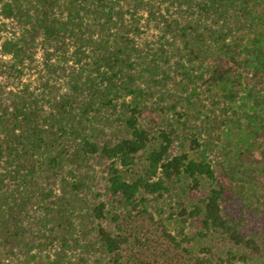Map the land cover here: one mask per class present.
I'll use <instances>...</instances> for the list:
<instances>
[{
    "label": "trees",
    "instance_id": "trees-1",
    "mask_svg": "<svg viewBox=\"0 0 264 264\" xmlns=\"http://www.w3.org/2000/svg\"><path fill=\"white\" fill-rule=\"evenodd\" d=\"M0 264H264V0H0Z\"/></svg>",
    "mask_w": 264,
    "mask_h": 264
},
{
    "label": "rangeland",
    "instance_id": "rangeland-1",
    "mask_svg": "<svg viewBox=\"0 0 264 264\" xmlns=\"http://www.w3.org/2000/svg\"><path fill=\"white\" fill-rule=\"evenodd\" d=\"M4 83H6V80H4Z\"/></svg>",
    "mask_w": 264,
    "mask_h": 264
}]
</instances>
